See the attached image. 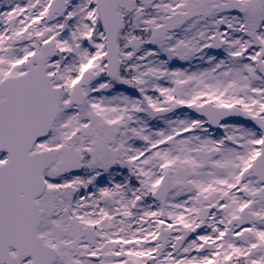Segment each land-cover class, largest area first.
Masks as SVG:
<instances>
[{
  "label": "snow or ice",
  "instance_id": "1",
  "mask_svg": "<svg viewBox=\"0 0 264 264\" xmlns=\"http://www.w3.org/2000/svg\"><path fill=\"white\" fill-rule=\"evenodd\" d=\"M0 264H264V0H0Z\"/></svg>",
  "mask_w": 264,
  "mask_h": 264
}]
</instances>
